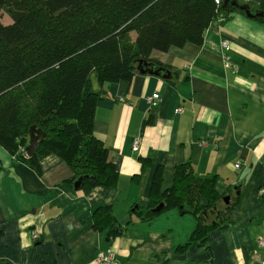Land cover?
<instances>
[{"label":"crops","instance_id":"obj_1","mask_svg":"<svg viewBox=\"0 0 264 264\" xmlns=\"http://www.w3.org/2000/svg\"><path fill=\"white\" fill-rule=\"evenodd\" d=\"M248 6L260 17L247 18L234 8L223 12L225 21L214 20L203 31L201 46L153 51L151 59L170 66L169 82L138 72L129 83L104 88L93 80L103 96L93 134L118 169L115 188L74 190L63 183L72 171L57 156L43 157L38 174L0 147L1 264H102L97 258L107 248L115 264L264 261V0ZM224 41L235 71L224 68ZM152 94L159 99L149 108ZM139 158L151 165L136 182L131 178L141 172ZM186 162L195 177H215L219 197L230 199L232 224L208 232L205 243L179 250L196 227L191 214L175 209L138 221L131 209L148 204L157 166L163 167L167 189L176 165ZM104 206L124 228L113 241L106 231L92 229L93 211Z\"/></svg>","mask_w":264,"mask_h":264},{"label":"trees","instance_id":"obj_2","mask_svg":"<svg viewBox=\"0 0 264 264\" xmlns=\"http://www.w3.org/2000/svg\"><path fill=\"white\" fill-rule=\"evenodd\" d=\"M234 8L228 3L216 10L213 0H0V18L4 13L11 20L8 25L0 20V147L38 174L43 157L57 156L72 171L63 182L71 187L84 177L80 188H115L118 169L93 134L103 96L92 87L91 75L104 88L131 82L139 61L170 72L151 53L201 46L203 31L219 14L225 21L223 12ZM148 123H153L150 118ZM32 126L44 138L23 160L19 147L27 146ZM139 162L141 172L131 178L136 182L151 165L147 159ZM163 174L157 166L148 204H136L131 213L136 220L150 221L175 209L191 214L196 227L179 250L205 243L208 232L232 224L231 206L221 219L213 218L221 201L215 177H195L186 162L176 165L172 185L162 189ZM160 204L163 208L153 212ZM91 217L92 229L106 231L110 241L124 231L109 206L97 208Z\"/></svg>","mask_w":264,"mask_h":264},{"label":"water","instance_id":"obj_3","mask_svg":"<svg viewBox=\"0 0 264 264\" xmlns=\"http://www.w3.org/2000/svg\"><path fill=\"white\" fill-rule=\"evenodd\" d=\"M230 4L232 6H234L236 9L241 10L245 16L247 18H258L260 17V15L258 13H253L249 6L244 5V4H239L237 1H227L225 0L224 5L225 4ZM137 72L145 75L146 73L154 75V76H159L161 77L163 80H169L171 78V72H168L167 70H163V69H155L154 67H152L150 64H148L146 61L145 62H141L139 61V65L137 66ZM104 94V92H103ZM28 137H29V141L27 146L25 147L26 153L29 157H31V155H33L40 143L42 142V139L44 138L43 133L41 132V130L36 129L34 126H32L29 130L28 133ZM84 177H79V179H77L75 181V183L73 184V189L74 190H79V188L82 186V181H83ZM85 179V178H84ZM223 199L225 200L226 203H228L229 199L228 197H223ZM137 206H134L133 209H131V212L134 211V209H136ZM163 208V205L160 204L159 206H157L155 209H153V212H159L161 209Z\"/></svg>","mask_w":264,"mask_h":264},{"label":"built area","instance_id":"obj_4","mask_svg":"<svg viewBox=\"0 0 264 264\" xmlns=\"http://www.w3.org/2000/svg\"><path fill=\"white\" fill-rule=\"evenodd\" d=\"M227 1H237L239 3L242 4H246L248 5V3H251L253 0H227ZM225 2V0H213V3L215 5L216 10H218V8ZM219 14V13H218ZM215 20H217L219 23L224 21V18L222 15H218ZM222 46V50H223V54H222V58H223V64H224V68L225 69H233L234 71L236 70L235 65L231 62V59L229 58L227 51L230 49L229 46V42L228 41H224L221 43ZM159 96L157 94H152L151 97L148 98V105L149 108H152L153 106L156 105V103L158 102ZM177 113H182L181 109L177 110ZM139 146V141L136 139V141L133 142V147H132V151L136 152ZM21 153L23 155L24 159H28V155L26 153L25 147H19V152L18 154ZM235 164V168H239L240 163L236 162ZM264 191L261 190V193H263ZM36 237V234H34L33 238ZM259 242L264 245V241L259 239ZM98 261L101 262L102 264H115V254L114 252L107 248L105 253H101L98 255ZM260 264H264V261L261 262Z\"/></svg>","mask_w":264,"mask_h":264},{"label":"flooded vegetation","instance_id":"obj_5","mask_svg":"<svg viewBox=\"0 0 264 264\" xmlns=\"http://www.w3.org/2000/svg\"><path fill=\"white\" fill-rule=\"evenodd\" d=\"M22 159L23 160H27V159H24L23 157H22ZM220 200H221L220 203H219L220 207H218L215 210L214 215H213V218H216L217 220L222 218L223 213H225V210L230 206V199H229L228 203L225 202L223 197H221Z\"/></svg>","mask_w":264,"mask_h":264},{"label":"rangeland","instance_id":"obj_6","mask_svg":"<svg viewBox=\"0 0 264 264\" xmlns=\"http://www.w3.org/2000/svg\"><path fill=\"white\" fill-rule=\"evenodd\" d=\"M0 20L5 25L11 24V20L4 13L1 14ZM91 80H92V82L94 80V75L93 74L91 75ZM180 215H182V214H180Z\"/></svg>","mask_w":264,"mask_h":264},{"label":"clouds","instance_id":"obj_7","mask_svg":"<svg viewBox=\"0 0 264 264\" xmlns=\"http://www.w3.org/2000/svg\"><path fill=\"white\" fill-rule=\"evenodd\" d=\"M229 2H231V1H229ZM239 3V2H238ZM224 4V3H223ZM240 4V3H239ZM249 4V3H248ZM244 5H246V4H244ZM248 6V5H247ZM215 20V19H214Z\"/></svg>","mask_w":264,"mask_h":264}]
</instances>
